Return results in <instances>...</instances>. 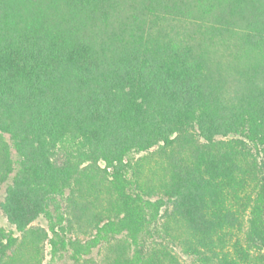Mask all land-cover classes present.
<instances>
[{
  "label": "trees",
  "instance_id": "obj_1",
  "mask_svg": "<svg viewBox=\"0 0 264 264\" xmlns=\"http://www.w3.org/2000/svg\"><path fill=\"white\" fill-rule=\"evenodd\" d=\"M144 1L140 9L213 19L195 22L192 47L136 16L113 29L122 0H0V135L17 156L0 207L22 231L73 182L97 184L100 161L122 192L132 153L177 145L189 155L172 162L168 198L127 197V214L97 235L115 227L136 236L163 209L209 248L218 233L240 229L239 189L250 180L258 193L245 206L246 247L218 263L264 264V0ZM215 46L227 62L215 61ZM229 135L238 138L215 140ZM246 140L261 151L260 166ZM0 153L1 183L11 162L1 136Z\"/></svg>",
  "mask_w": 264,
  "mask_h": 264
},
{
  "label": "rangeland",
  "instance_id": "obj_2",
  "mask_svg": "<svg viewBox=\"0 0 264 264\" xmlns=\"http://www.w3.org/2000/svg\"><path fill=\"white\" fill-rule=\"evenodd\" d=\"M140 1L122 0L112 16V28L116 29L120 22L132 21L136 16L140 20L144 19L141 24L151 28L153 32L160 31L177 43L193 47L201 35L195 22L207 24L213 19L210 16L202 18L200 14L189 15L187 12L140 9L142 3ZM144 2L147 6L150 4L149 0ZM198 3L201 1L197 0ZM193 30L199 32L192 35ZM210 52L216 62L229 60L222 46H215ZM214 52L216 53L213 54ZM0 136L8 145L11 161L10 171L5 172V179L0 183L1 202L5 197L6 187L15 174L17 156L8 135ZM234 138L238 136L216 137L215 140L229 141ZM197 139L204 143L200 137L197 136ZM246 144L260 166L261 151L249 141ZM188 155L189 153L186 154L177 145L167 148L162 143L132 153L121 171V176L124 182L126 181L122 192L110 184L113 169H107L105 163L100 161L97 184L93 185L85 179L81 183L73 182L62 196L50 202L47 213L40 214L22 231L10 224L0 207V228L8 237V240L6 238L0 243V264H219L224 254L230 256L235 249L239 255L240 249L246 247L248 213L245 206L250 204L258 193L256 183L250 180L239 189L240 200L237 207L243 213V224L240 229L218 233L219 235H215L213 239L214 246L209 248L196 244L187 226L169 219L163 214V209L155 219H150L136 236L128 231L117 232L115 227L113 231L100 232V235H97L98 228L107 222H116L127 214L128 206L125 205L127 197L135 200L140 198L142 201L166 200L172 162L175 158H187ZM3 163L5 160L0 153V172L4 171ZM257 176L259 184L264 183V167ZM51 226L54 227V231L51 230ZM54 232H57L58 236H55ZM218 236L221 239H217ZM95 239L97 243L93 246L91 243ZM52 240L55 241V247ZM252 253L257 255V251ZM249 261L253 263L252 258Z\"/></svg>",
  "mask_w": 264,
  "mask_h": 264
}]
</instances>
